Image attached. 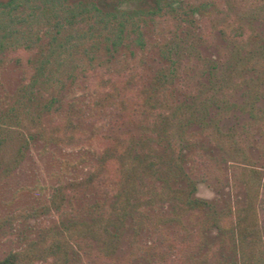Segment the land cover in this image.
<instances>
[{"label":"rangeland","instance_id":"obj_1","mask_svg":"<svg viewBox=\"0 0 264 264\" xmlns=\"http://www.w3.org/2000/svg\"><path fill=\"white\" fill-rule=\"evenodd\" d=\"M262 60L264 0H0V259L55 238L35 264H253ZM167 63L193 120L141 104Z\"/></svg>","mask_w":264,"mask_h":264},{"label":"trees","instance_id":"obj_2","mask_svg":"<svg viewBox=\"0 0 264 264\" xmlns=\"http://www.w3.org/2000/svg\"><path fill=\"white\" fill-rule=\"evenodd\" d=\"M88 10L85 8L83 9L82 13H73L70 12L68 17L65 19L66 22L75 23L79 20H83L85 18L84 14ZM86 19V18H85ZM214 29H216V25H214ZM217 32L220 34L223 38H229V37H235V38H241L246 35L247 38L254 37L255 32L252 28L237 23L234 27H231L229 30L225 29L223 26L217 27ZM206 34V35H205ZM205 34L201 35L199 40L200 42L204 41L206 39V36H208V33L205 32ZM116 43L114 42L113 45ZM257 64L264 65V61H257ZM178 71H176V64L172 63V65L168 64L165 65L163 68H161L153 78H151V83L149 89H147L143 95V99L140 100L142 105L144 106H150L151 102L154 104H157L159 106H164L162 108H166V114H169V118L172 120L179 121L180 123L187 119V117L191 120L194 118V114L192 111V108H190L188 105H183L178 101L173 100V97H167L169 95L165 96V90H167V83H171L172 80L176 77V74ZM180 77V76H179ZM158 88H161V93L163 96V100L159 99L158 96ZM30 98V97H29ZM169 98V99H168ZM171 99L173 101H171ZM162 100V101H161ZM57 100L50 96L46 102V105L44 106V109H49L51 106L57 105ZM125 103V102H124ZM204 104L203 100H199V106H202ZM11 110H14L13 108ZM168 110V111H167ZM184 112L188 113V116H184ZM200 121H204L205 117L203 118V115L199 118ZM214 120L212 119V122ZM213 127L216 131V133H219V129L215 123H213ZM83 137H86V134L83 132H80L79 134L69 133L68 135L64 136L62 138V141L66 145H74L81 143ZM152 165V163H151ZM150 165V167H151ZM244 229L248 230L247 227ZM253 230V229H251ZM253 255V264H264V244L262 242L259 243L257 246V250H252ZM66 257V250L62 247L60 241L58 239L52 238L39 248L30 247L27 249H23L21 251H12L6 254L2 259H0V264H35L36 261H43L47 262L50 258H61L64 259Z\"/></svg>","mask_w":264,"mask_h":264}]
</instances>
